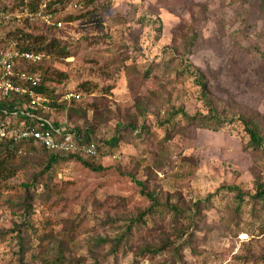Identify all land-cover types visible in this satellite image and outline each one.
I'll return each mask as SVG.
<instances>
[{"label": "rangeland", "instance_id": "rangeland-1", "mask_svg": "<svg viewBox=\"0 0 264 264\" xmlns=\"http://www.w3.org/2000/svg\"><path fill=\"white\" fill-rule=\"evenodd\" d=\"M79 2L60 29H25L69 51L40 66L82 93L85 113L58 118L120 140L88 164L24 150L0 186V264H264V155L235 118L264 133V0ZM195 69L234 121L182 114H208Z\"/></svg>", "mask_w": 264, "mask_h": 264}, {"label": "built area", "instance_id": "built-area-1", "mask_svg": "<svg viewBox=\"0 0 264 264\" xmlns=\"http://www.w3.org/2000/svg\"><path fill=\"white\" fill-rule=\"evenodd\" d=\"M79 4V0H68L66 7L60 8L59 0H0V143L32 142L56 152L95 153L94 143L81 146L57 116L60 103L80 100L82 93L73 88L56 90L57 84L44 80L39 67L47 55L22 49L13 34L1 31L11 21L60 29L64 9ZM44 84L54 89H41Z\"/></svg>", "mask_w": 264, "mask_h": 264}, {"label": "trees", "instance_id": "trees-1", "mask_svg": "<svg viewBox=\"0 0 264 264\" xmlns=\"http://www.w3.org/2000/svg\"><path fill=\"white\" fill-rule=\"evenodd\" d=\"M61 3L60 8H64L67 5L68 0H59ZM69 18V19H68ZM67 19L68 21H71L70 16L62 17V20L65 21ZM31 24L26 21L23 22H17V21H11L6 26L1 27V31L5 34H13V38L16 39L21 46L22 49L27 50H34V51H43L46 55L47 53H54L57 56L66 57L69 55V51L66 48V45L62 44L60 45L61 41L56 37H51L47 40L46 36L44 34H33L32 31H28L25 28H28L31 26ZM35 27V26H34ZM52 30L51 27H47ZM41 64L39 65V67ZM194 73L197 75L198 82L201 86V96L203 98V102L208 108V114H199V115H187L186 113L182 112L183 115L190 121H199L201 120L203 125H205L207 128L216 129L218 126L222 125L225 121H234L235 118L238 120L242 126L245 133L248 135V141L246 145L253 149V150H260L261 153L264 155V133H262V123L258 118L257 114L253 113H241L238 115V117L235 118H227L226 116L221 115L216 107H212V97L209 93V89L207 86L206 81L203 79V75L198 70L195 69ZM42 75L44 77V80L51 82L50 78L46 76L45 73L42 72ZM41 89L46 90L47 92H51L54 87L51 85H41ZM81 100H73L70 103H60L59 106H57V113H63V111H66L67 118L71 117L72 111L78 110V114L85 113V108H82L81 105L77 104L76 102H80ZM76 113V112H75ZM57 114V115H58ZM203 119V120H202ZM209 121V123H208ZM212 121V124L210 123ZM68 125H70L68 123ZM66 124V129L70 132H73L75 134V138L77 139L78 143L82 146L89 145L90 143L95 144V153L90 154H84L83 152L78 153H65L62 151H52L48 150L46 148H41L43 153H45L48 157V166L50 167L59 161H65L70 159H76L80 160L84 163L87 162L86 159H96L100 157L103 154V146L108 145L111 152V150L118 144L120 138L119 136L115 135L109 140H102V139H96V137L93 136V133L91 132L90 128H86L84 130H81L80 128L74 126L69 127ZM99 141L103 144L100 145ZM34 147H37L32 142H25L20 144H12L10 142H1L0 143V186L4 184L8 178L13 176L15 172L19 169V164H22L24 162L23 154L24 150L27 152L29 150H36ZM22 151V152H21ZM113 156H117L116 154H111ZM101 166H94L93 169H101ZM258 189L256 191V194L253 196V198H259L264 200V187L261 184H258ZM238 189V188H237ZM236 195L239 198V205L241 202H244V195L241 193V191L238 189L236 191ZM149 196V194H147ZM140 219V216L138 217ZM168 245L167 242H165L164 245H160L158 249H163ZM149 251V250H147ZM61 259V258H60ZM44 261V260H43Z\"/></svg>", "mask_w": 264, "mask_h": 264}]
</instances>
